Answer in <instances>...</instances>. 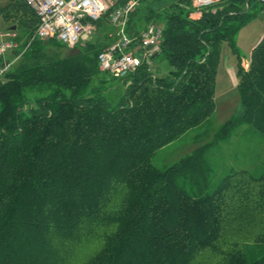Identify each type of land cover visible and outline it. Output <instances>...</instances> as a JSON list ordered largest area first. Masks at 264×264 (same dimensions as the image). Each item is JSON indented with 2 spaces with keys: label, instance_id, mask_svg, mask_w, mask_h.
Masks as SVG:
<instances>
[{
  "label": "trees",
  "instance_id": "trees-1",
  "mask_svg": "<svg viewBox=\"0 0 264 264\" xmlns=\"http://www.w3.org/2000/svg\"><path fill=\"white\" fill-rule=\"evenodd\" d=\"M163 2L141 0L126 27L138 38L162 25V76L145 63L101 72L107 36L68 57L56 40L26 48L33 11L24 0L0 9L25 37L0 87V264H264V164L216 177L208 161L242 126L264 139V37L238 64L237 114L211 142L153 163L212 118L220 46L236 52L264 4L219 0L192 19V0L154 8Z\"/></svg>",
  "mask_w": 264,
  "mask_h": 264
},
{
  "label": "built area",
  "instance_id": "built-area-1",
  "mask_svg": "<svg viewBox=\"0 0 264 264\" xmlns=\"http://www.w3.org/2000/svg\"><path fill=\"white\" fill-rule=\"evenodd\" d=\"M24 0L33 11L37 26L26 48L34 41L56 40L67 48L89 42L95 23L104 16L114 30V42L102 50L98 57L99 70L113 77L133 73L142 64L152 66L161 53L162 27L149 24L134 38L127 34L130 13L141 0ZM264 4V0H260ZM219 0H192L197 11L213 7ZM16 30L0 32V87L6 74L21 57Z\"/></svg>",
  "mask_w": 264,
  "mask_h": 264
},
{
  "label": "rangeland",
  "instance_id": "rangeland-1",
  "mask_svg": "<svg viewBox=\"0 0 264 264\" xmlns=\"http://www.w3.org/2000/svg\"><path fill=\"white\" fill-rule=\"evenodd\" d=\"M163 1L162 5L154 3V8L159 10L165 7L168 0ZM7 3L8 0H0V9L5 7ZM195 13L201 16L199 11L195 10ZM195 13L191 15V18ZM261 16L264 18L263 13ZM262 17L258 16L252 19L241 28L235 38L236 52L226 43L220 46L218 72L215 81L214 115L203 128L192 131L179 141L161 150L154 158L153 163L156 167L163 168L171 165L198 147L211 142L218 129L237 114L240 107V93L237 88L238 64L241 62L242 66L247 68L248 64L246 63L250 59L253 46H255V42L262 32L261 29H264ZM13 24H15L13 20L5 22L0 15V32L7 30ZM153 24L162 27L159 23ZM17 33L20 35V44H23L25 41L23 32L18 29ZM106 36L108 40H105ZM114 39V30L108 23V17H106L99 27H95L90 41L105 40V43H111ZM80 48L82 45L78 48H64L60 54L62 57H68L78 52ZM19 59L14 66L17 65ZM168 69V64L159 60L152 67V71L157 76L165 75ZM208 161L213 166L216 177L223 175L230 169H246L256 173L264 164V139L249 131L247 126H242L236 130L230 140L208 154Z\"/></svg>",
  "mask_w": 264,
  "mask_h": 264
},
{
  "label": "crops",
  "instance_id": "crops-1",
  "mask_svg": "<svg viewBox=\"0 0 264 264\" xmlns=\"http://www.w3.org/2000/svg\"><path fill=\"white\" fill-rule=\"evenodd\" d=\"M261 13H263L264 14V11L263 12H261ZM261 13H258L257 15H256V17H258V16H260V17H262L261 16ZM200 17V14H198V13H195L193 16H192V18H195V19H198ZM255 17V18H256ZM263 18V17H262ZM264 19V18H263ZM7 29H9V28H7ZM241 31V30H240ZM261 34H260V36H258V38H257V40H256V42H255V46H253V49L260 43V41L263 39V37H264V29H261ZM248 62H249V60L247 61V63L246 64H248ZM242 63H244V62H242Z\"/></svg>",
  "mask_w": 264,
  "mask_h": 264
},
{
  "label": "water",
  "instance_id": "water-1",
  "mask_svg": "<svg viewBox=\"0 0 264 264\" xmlns=\"http://www.w3.org/2000/svg\"><path fill=\"white\" fill-rule=\"evenodd\" d=\"M7 30H12V31H13V30H16V29H15V27H12V28H10V29H7Z\"/></svg>",
  "mask_w": 264,
  "mask_h": 264
}]
</instances>
